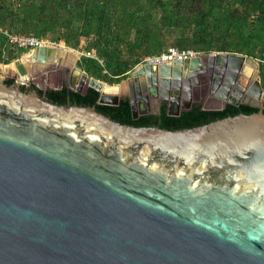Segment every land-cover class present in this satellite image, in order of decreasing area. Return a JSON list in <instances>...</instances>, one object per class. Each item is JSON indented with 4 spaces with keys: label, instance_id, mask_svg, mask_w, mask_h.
<instances>
[{
    "label": "water",
    "instance_id": "95a60500",
    "mask_svg": "<svg viewBox=\"0 0 264 264\" xmlns=\"http://www.w3.org/2000/svg\"><path fill=\"white\" fill-rule=\"evenodd\" d=\"M57 48L34 49L24 55L34 56L29 70L21 58L15 75L0 79V264H264L259 63L217 53L134 69V80H124L129 91L137 87L128 97L133 120L150 114L137 106L147 92L159 113L170 85L205 67L224 80L219 103L203 111L260 110L168 131L121 125L95 107L57 106L35 90L22 92L18 77L52 88L33 69L75 68L83 89L75 92L96 91V105L126 99L120 84L89 78L80 59L68 64ZM240 76L245 91L231 103ZM7 79L17 83L7 86Z\"/></svg>",
    "mask_w": 264,
    "mask_h": 264
},
{
    "label": "trees",
    "instance_id": "16d2710c",
    "mask_svg": "<svg viewBox=\"0 0 264 264\" xmlns=\"http://www.w3.org/2000/svg\"><path fill=\"white\" fill-rule=\"evenodd\" d=\"M4 33L34 37L66 49L93 51L98 61L81 57L85 74L108 86L123 82L145 58L168 48L195 54H234L259 63L264 92V0H0V67L28 53L8 45ZM101 61V63H99ZM7 86L13 80H5ZM49 103L95 107L121 125L179 131L201 127L259 109L226 106L218 112L194 107L177 117L165 106L157 115L133 120L127 99L118 106H99V94L84 95L65 88L43 92L31 88ZM22 92H30L21 88ZM264 115V110L261 111Z\"/></svg>",
    "mask_w": 264,
    "mask_h": 264
},
{
    "label": "flooded vegetation",
    "instance_id": "af4514ba",
    "mask_svg": "<svg viewBox=\"0 0 264 264\" xmlns=\"http://www.w3.org/2000/svg\"><path fill=\"white\" fill-rule=\"evenodd\" d=\"M134 71L135 70L133 69V71L130 72L131 74H128L126 79L131 78L134 80ZM35 78H40L43 80L46 84V87L50 82H52V88L61 85V89L65 88L68 90L69 87H72L74 92L77 90L83 92V89L79 87V75L75 68L72 70L60 67L51 68L50 70H47L45 74L37 73ZM232 79L233 78L231 77V81ZM223 80L224 79L220 70H214L212 73H210L206 67L203 70H196L195 72L189 74L186 78L182 77L181 79H178L175 85H170V88L167 91L168 98L159 102L160 107L165 106L167 111L175 113L185 108L188 101L192 105L191 108H189V111L194 107L200 108L201 110L206 108L211 109L215 107L220 101L219 99L222 96L221 88L223 87ZM244 80V76L234 78L233 84L231 85V90L234 91L235 94L233 95V98H231V103H235L237 101L238 98L236 97V93L240 94V92L245 91L244 87L246 85ZM13 82L17 83L15 80H13ZM20 87L25 88L27 91H32L30 89L33 87L39 89L33 83V80L29 82L23 81L22 84H20ZM52 88L39 90L43 92H49L53 90ZM130 88V91L136 97L137 87L135 84L131 85ZM129 92L126 98L127 100L129 97ZM153 93L147 92V96L149 97V94L152 95ZM157 94L159 95L160 93ZM164 95H166V93H164ZM148 97L147 100L137 101L138 109L142 111H148L150 113L148 115H157L158 111L156 109L155 102L152 98L149 99ZM243 101L246 102L247 100Z\"/></svg>",
    "mask_w": 264,
    "mask_h": 264
},
{
    "label": "built area",
    "instance_id": "2783aa9c",
    "mask_svg": "<svg viewBox=\"0 0 264 264\" xmlns=\"http://www.w3.org/2000/svg\"><path fill=\"white\" fill-rule=\"evenodd\" d=\"M4 35L7 38V43L9 46H11L16 50L28 51V53L32 52L36 48H41V47H47V48L64 47L63 44H52L45 41H40L34 37L12 36V35H8L7 33H4ZM69 51L76 53L79 56V58L84 57L87 59L98 61L93 51L81 52V53L73 50H69ZM200 57L201 55L195 54L191 50H178L176 48H168L159 55L152 57H145L134 69H138L145 65H149V66L168 65L175 61H187ZM99 63H101V61H99ZM20 84H22V82H20Z\"/></svg>",
    "mask_w": 264,
    "mask_h": 264
},
{
    "label": "rangeland",
    "instance_id": "374dc122",
    "mask_svg": "<svg viewBox=\"0 0 264 264\" xmlns=\"http://www.w3.org/2000/svg\"><path fill=\"white\" fill-rule=\"evenodd\" d=\"M59 48H63V47H59ZM64 49V48H63ZM66 50V49H65ZM71 54H73L74 56H75V59H81V58H79V56L76 54V53H72V52H70ZM28 54V53H27ZM27 57V56H26ZM21 58H22V61H23V63L24 64H26L27 62H28V60H26L25 59V57H24V55L23 56H21L19 59H16V60H14V61H12L10 64H8L5 68H2V67H0V79H4L5 78V74L8 72V73H11V74H13V75H15V73H17V70H16V62L17 61H19V60H21ZM66 63H68L67 61H66ZM201 63H203V64H205V60L204 59H201ZM68 64H73V63H68ZM65 65H67V64H65ZM26 67H28L29 68V66H27V64L25 65ZM28 68H26V69H28ZM133 71V70H132ZM33 73H35V70L33 71ZM32 73V74H33ZM31 74V75H32ZM131 73H129V75H130ZM255 76H256V74H255ZM254 76V77H255ZM35 78V77H34ZM18 80L20 81V82H23L24 81V78H22V77H18ZM30 81V80H29ZM28 81V82H29ZM105 86L106 87H110V86H108V85H106L105 84ZM111 87H114V86H111ZM128 92H129V88H128V84H127V82L126 81H123V82H121L120 83V85H119V93H120V97H126L127 98V95H128ZM262 103H264V96H263V98H262V101H261V103H260V105H262Z\"/></svg>",
    "mask_w": 264,
    "mask_h": 264
},
{
    "label": "bare ground",
    "instance_id": "6f19581e",
    "mask_svg": "<svg viewBox=\"0 0 264 264\" xmlns=\"http://www.w3.org/2000/svg\"><path fill=\"white\" fill-rule=\"evenodd\" d=\"M56 55L62 58L64 61H67L68 63H74L75 62V56L71 54L69 51H66L63 48H57L56 49ZM33 55L32 56H27L25 57L26 60L31 61L33 60Z\"/></svg>",
    "mask_w": 264,
    "mask_h": 264
},
{
    "label": "crops",
    "instance_id": "0c3cea01",
    "mask_svg": "<svg viewBox=\"0 0 264 264\" xmlns=\"http://www.w3.org/2000/svg\"><path fill=\"white\" fill-rule=\"evenodd\" d=\"M28 66V65H27ZM26 67V66H25ZM44 67V66H43ZM26 68H28V67H26ZM30 68V67H29ZM29 68H28V70H29ZM47 67L46 68H41V69H39V70H35V73H33V71H34V69L31 71V74L33 73V75L35 76L37 73H39V74H44L45 72H47Z\"/></svg>",
    "mask_w": 264,
    "mask_h": 264
}]
</instances>
